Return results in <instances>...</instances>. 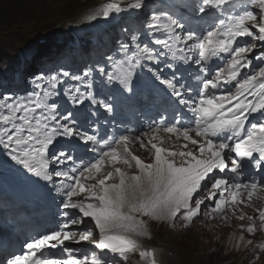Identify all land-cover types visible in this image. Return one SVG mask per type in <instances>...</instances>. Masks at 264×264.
<instances>
[{
  "label": "snow or ice",
  "instance_id": "obj_1",
  "mask_svg": "<svg viewBox=\"0 0 264 264\" xmlns=\"http://www.w3.org/2000/svg\"><path fill=\"white\" fill-rule=\"evenodd\" d=\"M249 4L259 9L261 13L259 21L251 10L237 14L236 8L239 5L231 6L229 0H195L191 3L189 0H166L163 6L152 9L144 27V35L148 37L151 46L149 42L141 44V34L136 32L131 35L129 42H122L119 45V50L124 53L120 60L112 62V57L108 58L111 70L98 69L104 88L108 89L106 95L112 97L107 102H100L106 113H114L117 98L120 108H131L140 104L163 111H176L175 104L187 106L194 116L199 117L194 120L196 135L209 137L204 143L192 139L188 127L181 131L176 126V120L162 130L191 140L197 145L199 154L192 151H169L152 142L159 137H151L148 134H145L144 138L139 134L134 138L124 135L115 142V145L108 144L107 140L102 145L96 134H86L81 130L73 118V112H58L56 102H37L34 96L38 94L39 83L33 90V97H27L23 102L14 100L0 105V110L7 113L0 115V146L7 152L11 161L46 181H53L54 177L71 180L70 184L60 183L55 188L56 192L62 193L66 198L61 200L60 215L63 220L59 221L55 228L49 229V234L40 235L31 243H27L28 251L25 254L6 257L4 264H89L88 256L77 259L74 253L64 247L66 241H75L77 235L79 241L91 240L93 233L89 228L86 227L79 233L72 230L73 226L81 225V217L94 219L95 227L99 229L102 237L96 243L97 248L123 254L130 246H134L133 242L110 232L118 227H133V224L126 222L134 221L135 217L123 213L121 209L128 205L133 213L153 215L159 213L173 217L179 212L185 219L191 220L197 215L203 201L197 200L195 207L190 205V201L206 180L211 181L210 186L214 190L211 195L215 211H223L225 205L229 203L232 206L243 203L242 196L246 195L247 200L251 201L255 193L264 192V176L259 179L253 176L248 183L229 184L227 180L215 178L214 175V170L223 171L229 167L225 160L228 153L235 154L230 161V171L235 174L234 179L240 176L243 158H251L257 175L264 171V121L250 123V129L241 134L249 116L264 110V67L244 76L242 82L237 81L241 69L251 63L248 53L252 52L255 44L234 46V42L243 37L264 42V0H249ZM143 6L144 0H132L127 4V9L139 10ZM107 9L117 13L125 10L117 3L108 4ZM108 10L103 13L104 16L109 15ZM253 28L258 29V37L253 35ZM127 31L129 30L125 29V32ZM193 52H198V58L194 61L191 56ZM169 58L185 64L191 61L200 66L201 73L206 71L203 65L210 58H219L227 64V68L220 66L210 76H196L195 79L201 81V84L198 95L194 96L191 87L179 83L182 78L172 71L173 63L169 62ZM257 60L264 61V54L257 57ZM161 65L172 72V78L161 80L159 70ZM145 69L171 92L157 88L137 91L134 83ZM63 76L67 77L68 73H63ZM89 76V72H85L83 77L72 76L71 80L76 82L75 87H69L64 92L45 91L43 96L47 100L50 96L63 94L75 106L83 104L86 99L96 105L97 101L91 99L93 86L88 80ZM51 79L52 88L56 89V77ZM84 80H88L86 85L81 83ZM233 81L239 83L235 93L229 91L227 94L216 95V92L224 89L226 83ZM81 87H86L87 95L81 92ZM245 94L254 97L255 102L253 99H240ZM232 101L236 103L227 107L225 111L226 104L230 105ZM261 114L264 115V112ZM162 123L166 122L155 121L151 127L159 131ZM225 130H231L232 134L225 136L223 142L215 144L210 137H216ZM60 139H76L82 143L100 146V157L94 163L83 165L78 175L77 169L72 168V176L69 177L68 172L62 168L73 161L72 151L58 149L51 152V146ZM228 141L232 142L231 145ZM130 143L139 144L141 148L153 149L155 163L146 164L139 157L132 156L129 152ZM104 145L107 146V151L103 150ZM121 156L124 157L125 164L135 161L140 174L127 178L131 182L126 184L125 174L119 168H115L114 171L120 176L119 184L104 186L106 180L113 175V172H108L99 180L98 190L96 183L88 189L91 192L90 197L82 198L79 202L74 201V197L86 191L85 183L82 181L92 180L93 172L99 173L106 161L110 159L112 164H115ZM178 156L184 158L179 163L175 159ZM49 163L52 165V172H49ZM222 192H229L230 196L225 198L221 195ZM90 199L97 202H86ZM257 215L259 220L264 222V208L258 209ZM254 228L255 225L252 224L247 230L252 232ZM57 248L68 253L67 259L36 258L37 253L42 256L44 250ZM142 254L150 255L147 252ZM90 264H100V261L93 255Z\"/></svg>",
  "mask_w": 264,
  "mask_h": 264
},
{
  "label": "rangeland",
  "instance_id": "obj_2",
  "mask_svg": "<svg viewBox=\"0 0 264 264\" xmlns=\"http://www.w3.org/2000/svg\"><path fill=\"white\" fill-rule=\"evenodd\" d=\"M89 3L83 0H0V66H2V61L5 58L8 56L11 57L12 55L14 56L18 50L22 49L21 46L25 42L31 41L32 47H37L39 49H46L47 45L49 46L50 44H54L58 47V45L54 43L56 41L53 39L62 33L63 30H68L67 26L73 22L79 26L89 20L99 25L101 21L99 17L103 16L102 1L99 0L96 4L84 7ZM66 5H70L69 9L71 12L67 13L66 16L60 15L65 12ZM257 13L258 10L255 11V14ZM257 19L258 21L260 19L258 14ZM82 20H84V22H81ZM62 36L67 37L65 33H63ZM254 36L257 35L254 33ZM251 40L252 38L249 39V42H251ZM252 42L255 44V47H257L258 44L255 43V41ZM87 47L85 48L87 52H89L91 46ZM59 48L63 50L65 58L72 56L75 62L79 60L73 53L71 46H59ZM65 61L68 62L72 69L65 78V84L55 91L68 86L73 75L83 77L85 73L84 68H86V63L89 59L86 57L78 61L79 70H74L72 67L74 64H71L68 59ZM59 67L58 65L57 68ZM93 67L97 70L96 66ZM24 70L26 73L25 78L19 80L14 85L10 83L8 86L12 85L19 88L29 87V89L33 91L36 88V84L39 83V79L36 78V76L44 74L45 67L41 62H38V65L35 66L32 65L31 62L26 63ZM45 72L48 74V71ZM28 77H30V79H28ZM85 81L86 80L82 82ZM42 93L43 92H41V95ZM58 101V98L54 96L50 98V102ZM171 143L175 144L174 141L166 139L163 142V146L167 150L173 151L170 145ZM194 152L195 151H193V153ZM154 155L152 151L143 150L140 147H137L135 153L132 154V156L139 157L146 164H153ZM175 159L178 160L180 157L178 156ZM7 161H11V158L7 155V152L2 149L0 152V163L3 164L6 170ZM115 168H119L123 171L126 177V184L131 182L127 178L140 174V169L135 164V161L125 164L123 159L118 158L115 164H112V162L107 163L98 173V180L103 179L108 172H113V175L109 177L106 182L114 179L116 180L114 184H119L120 176L118 175L119 173L114 171ZM95 183L98 190L100 188L99 183ZM110 184H112V182H110ZM91 187L92 184L89 185L90 189ZM203 195L204 190H198L190 201L192 207H195V202L197 200L203 201L197 215L191 220L185 219L184 215L179 212L176 217L171 215L163 216L164 221L160 220L159 224L173 222V233L165 229L166 227H160L153 232L154 235H149L148 238L150 239H148L147 234L149 231H153V229L149 228L148 231V222L145 216L141 213H136L141 218L140 219L131 211L128 205L121 209V211L135 217L134 221L126 222L134 226L118 227L113 230L135 236L146 244L157 245L158 249L162 250V254L160 255L165 264H264V233L259 239H255L249 235L250 232L247 230L252 224L255 225L252 232L256 231L259 227L264 229V222L261 223L258 218L255 223H250L246 226L240 225V229L246 232L245 237L232 238L227 236L222 232L216 231V224L219 223V226L220 224H225L227 229L232 226L230 223L234 220H240L242 216L239 219L231 218L229 221L223 218L205 219L204 217L207 209L206 202H204L205 197ZM181 212H184V210H181ZM154 216H157L159 219L162 217L159 213L154 214ZM248 216L252 218L255 216L258 217L256 213L248 214ZM154 237V242L150 241ZM123 261H126L124 264H129L131 260L125 259Z\"/></svg>",
  "mask_w": 264,
  "mask_h": 264
},
{
  "label": "bare ground",
  "instance_id": "obj_3",
  "mask_svg": "<svg viewBox=\"0 0 264 264\" xmlns=\"http://www.w3.org/2000/svg\"><path fill=\"white\" fill-rule=\"evenodd\" d=\"M243 209H244V207L237 205L235 207L234 211L241 212ZM257 210L258 209L256 208L253 211L257 212ZM222 231H225L226 233L229 232L227 229L222 230ZM139 248L143 250V253L147 252V253L150 254V255H147V256L143 255L146 264H162V261H161V258H160V252H159V250L157 249L156 246H150V245L143 246V244L140 243Z\"/></svg>",
  "mask_w": 264,
  "mask_h": 264
}]
</instances>
